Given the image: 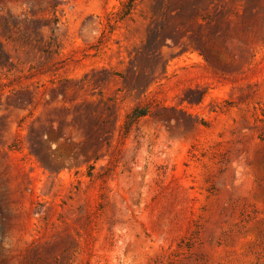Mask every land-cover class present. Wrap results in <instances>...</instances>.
Here are the masks:
<instances>
[{"label": "rangeland", "instance_id": "374dc122", "mask_svg": "<svg viewBox=\"0 0 264 264\" xmlns=\"http://www.w3.org/2000/svg\"><path fill=\"white\" fill-rule=\"evenodd\" d=\"M0 264H264V0H0Z\"/></svg>", "mask_w": 264, "mask_h": 264}, {"label": "trees", "instance_id": "16d2710c", "mask_svg": "<svg viewBox=\"0 0 264 264\" xmlns=\"http://www.w3.org/2000/svg\"><path fill=\"white\" fill-rule=\"evenodd\" d=\"M140 116H142V114H141ZM140 116H137L136 118H138V117H140Z\"/></svg>", "mask_w": 264, "mask_h": 264}]
</instances>
